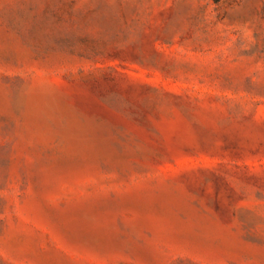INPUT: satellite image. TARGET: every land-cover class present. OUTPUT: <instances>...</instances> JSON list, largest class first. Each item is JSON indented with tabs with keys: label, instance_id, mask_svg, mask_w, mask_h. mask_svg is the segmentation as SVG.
<instances>
[{
	"label": "rangeland",
	"instance_id": "rangeland-1",
	"mask_svg": "<svg viewBox=\"0 0 264 264\" xmlns=\"http://www.w3.org/2000/svg\"><path fill=\"white\" fill-rule=\"evenodd\" d=\"M0 264H264V0H0Z\"/></svg>",
	"mask_w": 264,
	"mask_h": 264
}]
</instances>
